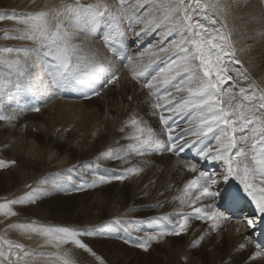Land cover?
<instances>
[{
  "label": "snow or ice",
  "instance_id": "obj_1",
  "mask_svg": "<svg viewBox=\"0 0 264 264\" xmlns=\"http://www.w3.org/2000/svg\"><path fill=\"white\" fill-rule=\"evenodd\" d=\"M228 15L225 0H59L31 11L6 8L0 11V22L12 25L2 30L0 38L28 43L0 46V121H15L26 111L39 112L36 105L44 95L39 87L72 89L86 99L100 96L103 89L119 83L117 64L126 61L131 78L146 81L144 87L154 98L153 115L159 113L160 131L132 115L119 129L127 143L96 157L97 161H121L125 166L118 174H96L90 180L77 174L79 185L71 174L64 180L77 191L94 188L143 172L130 157L164 151L180 156L189 151L194 160L219 162L222 171H204L197 163L183 162L194 175L174 197L181 208L148 218L157 226L166 221L170 228L160 226L159 231L137 237V247L148 251L154 241L189 232L193 220L207 221L209 229L189 244L199 248L210 231L229 219L215 201L221 198L219 185L232 178L242 187L229 193V203L250 202L254 208L244 225L249 229L264 225V86L237 58ZM129 30H133V43L140 45L153 34L158 42L139 56H129ZM98 34L114 58L101 56L90 46L86 38ZM8 105L14 107L5 112ZM179 121H186L187 127L177 131ZM15 164V160L0 159V169ZM64 180L49 185L41 178L21 195L0 197V264H87L85 255L96 264H106L85 238L120 231L131 235L137 231L132 224L144 223L115 217L101 225L81 226L21 215L23 206L63 190ZM185 207L190 210L184 211ZM173 215L179 219L173 220ZM9 230L28 240L38 238V246L9 238ZM251 243L239 244L236 251ZM258 259L264 260V243L256 242L246 264Z\"/></svg>",
  "mask_w": 264,
  "mask_h": 264
},
{
  "label": "bare ground",
  "instance_id": "obj_2",
  "mask_svg": "<svg viewBox=\"0 0 264 264\" xmlns=\"http://www.w3.org/2000/svg\"><path fill=\"white\" fill-rule=\"evenodd\" d=\"M257 1L225 0V6L229 8L227 20L229 27L233 30L232 39L237 50L236 56L257 83L264 86V6L261 4L262 7H259L260 2ZM58 2L59 0H35V2L33 0H0V11L6 8L16 9L17 11H31L45 4L53 5ZM11 25V21L0 22V36L3 35L2 30L11 27ZM138 30L139 28H136L134 31ZM91 38L92 36H89L86 39L90 42L92 48L99 50L101 56L107 55L114 58L100 44L99 40ZM132 38L134 39L133 35ZM149 38H153L149 45L156 44L159 39L156 34L145 39ZM27 43L26 41L0 38V46H20ZM139 46L134 44L133 57L144 53V50L148 47L140 51ZM117 66L119 68V83L112 85L109 90L104 89L101 92L104 94L114 90V94L111 96L112 99H109L111 100L109 105L113 107V113H108L102 119L99 108H103V104H98V107L89 105L91 99L96 101L100 97L85 101L57 96L44 105L38 104L39 112L26 111L20 115L21 118H18L17 121H3V123H0V159L16 161L15 166L0 169V179L6 177L4 179L6 190L0 193V197L21 195L29 190L26 186H35L41 180V177L44 178L49 173L55 176L59 173V176H57L59 180L71 174L74 181H77L75 185L79 183L76 173L83 172L84 168L88 169L89 174H91L90 176L85 175L88 180L96 175V171L99 174L102 173L100 171L102 165L98 163L96 157L101 152L106 151L107 147L118 148L121 144L127 143L126 140L121 138L124 133H121L119 129L132 115L142 118L149 126L160 131L161 126L158 125L159 113L153 115V109L151 108L154 98L149 95L143 82L131 78L128 69L124 65L118 62ZM35 70L42 75V68L37 67ZM116 90H118L117 93ZM9 110L11 109L6 107L5 111ZM152 155L162 157V160H165L163 156L171 159L160 164L146 159L133 160L134 164L143 167V172L139 175L130 176L124 181H117L129 184V187L132 188L131 198L126 201L124 192L121 191L114 195L110 202H102L99 205L89 203L85 206V209L95 218L91 221L89 219L85 220L84 217H80L81 219L68 217L66 214L60 213V210H56L52 203L48 201V198L51 199L50 197L60 191H51L48 196L36 204L23 206L20 209L21 215L53 224L84 226L107 220L111 221L115 217L124 219L136 217L134 215L135 207L140 208L141 206L153 207L149 208L148 211L141 212H147L143 214L146 217L142 221L150 217H157L161 213H174L181 208L179 201L175 200L174 197L180 194L184 184L194 175L182 166L183 162H194L200 167L202 163L193 160V158L184 160L175 156L169 157L170 155L166 154ZM84 156H87V158ZM92 159L93 161L90 163L85 162ZM100 160L102 163H107L106 159ZM100 160L99 162H101ZM78 161H84L85 164L84 162L78 163ZM73 166L75 167L73 168ZM116 166L120 169L125 165L121 161H117ZM96 167L99 170H96ZM70 169L71 172H69ZM106 170L112 172L111 168H106ZM114 174L111 173V175ZM52 183L55 182L50 180L48 184L51 185ZM65 183L63 193L75 190L73 183L68 181ZM106 185L96 186L95 190H102ZM168 185L171 187L169 188ZM219 187H221V184ZM76 193L73 192L69 196H76ZM94 197L105 198L107 196L100 192ZM157 204L159 206H156ZM97 207H99L98 212L95 215L92 214V211ZM208 229V225L192 221L189 232L183 234L186 236L185 239H188L185 244L176 249L172 247L170 241H167L173 237L169 236L162 239V243L160 241L159 243L152 242L150 249L152 251L157 248H165L167 258L164 257V264H180L184 257H187L184 264H246L249 255L253 252L252 243L244 250L236 251V249L241 243L248 240L253 241L252 229L247 228L243 221L238 220L227 222L223 228H218L216 233L210 231L211 236L210 234L206 236L202 246L211 247L210 259H204L202 256L195 259V257L188 255L187 248L190 241ZM2 230L3 224H0V231ZM118 233L120 234V232ZM7 235L9 238L20 240L30 247H37L39 244L38 238L34 237L28 240L11 230L8 231ZM127 236H129L128 233L124 235L126 240H128ZM85 239L86 242H93V245H91L95 246L94 249L98 252L102 251L99 244L102 245L106 240L100 237ZM137 251H140V254L146 253L142 249H137ZM107 252L111 254L109 251ZM98 255L106 261V264L116 263L115 259H108L102 253ZM84 258L87 264H96L91 257L85 255ZM224 259H227L228 262H225ZM143 260V264L150 262L144 258ZM255 264H264V260L258 259Z\"/></svg>",
  "mask_w": 264,
  "mask_h": 264
},
{
  "label": "rangeland",
  "instance_id": "obj_3",
  "mask_svg": "<svg viewBox=\"0 0 264 264\" xmlns=\"http://www.w3.org/2000/svg\"><path fill=\"white\" fill-rule=\"evenodd\" d=\"M257 2L258 3L260 2L259 7H262L261 4L264 6V2H262V0L261 1L258 0ZM93 38L94 37H92L91 39H93ZM109 55L111 56V54H109ZM111 86L112 85H110L106 89L109 90ZM113 88H114V86H113ZM39 90L44 92V95L42 96V98L39 102V104H41V105L48 103L50 99H52V98L55 99V97L58 96L54 91H46L42 87H39ZM113 92H114V90H110L104 94L101 93L100 96H93L92 97V98L100 97L98 99L99 101L98 100L94 101L91 98H90L91 100L88 99V100L92 101V102L89 101V103H90L89 105L98 107V104H103V108H99V111L101 112V116H100L101 119L104 116H106L108 113H113V111H112L113 107H111L109 105L111 102V100H109V99H112L111 96L114 94ZM115 92L117 93L118 90H116ZM103 100H105V101H103ZM85 101H87V99H85ZM106 103H108V104H106ZM6 107L10 108L12 110L14 105H8ZM11 110L5 111V112H10ZM18 118L20 119L21 117L19 116ZM18 118L16 119V121L18 120ZM0 123H3V121H0ZM156 124H157V119H156ZM158 125L161 126L159 120H158ZM107 149H108V147H107ZM163 154L164 153H161V155H163ZM166 155H170L169 157H174V155H171V154H166ZM84 157L87 158V156H84ZM175 157L179 158L178 156H175ZM163 158H165V160H162V157H155L152 154H146L145 156H142V157H130L132 163L134 162L133 160L146 159L147 161L149 160V161L154 162L156 164H160L161 162L163 163V162L171 159V158H167V156H163ZM91 161H93V159L89 160V161H85V162L90 163ZM106 161L108 164L106 162L102 163V161L101 162L98 161V163L102 166H109V167H113V168L117 167L116 165H117L118 160L106 159ZM79 162H84V161H78V163ZM85 162H84V164H85ZM109 167H106V168H109ZM118 168L119 167H117V169ZM114 171H115V169H114ZM95 173L98 175H104L102 173L99 174V172H97V171ZM78 175L82 176L86 179L85 175L90 176L91 174H89L88 169L84 168L83 172L79 173ZM76 176H77V173H76ZM65 177H67V176H65ZM5 178L6 177H4L3 179L2 178L0 179V193L6 190L5 183H4ZM44 178L48 181V183L50 182V180L54 181V182L56 180H58L57 176L52 175L50 173L47 174V176ZM62 180H64V178H62ZM77 180L79 181V183L81 182L80 179L77 178ZM65 182H67V180H64V184H66ZM75 182H77V181L75 180ZM79 183H78V185H79ZM105 184H107V185L102 190H95L96 187L85 188V189L80 190V191L73 190V192H77L75 194L76 196H73V195L69 196L73 193L72 191H66L63 193V191L61 190L60 192L55 193L53 197H50L51 199L48 198V201L52 203V206L54 208H56V210H60V213L66 214L68 217H74V218L84 217L85 220L89 219L91 221L95 218H93L91 216V214L85 209V206L88 205L89 203L99 205L102 202H104V203L110 202L112 200V198L114 197V195L118 194L121 191L124 192L126 201H128L131 198V189L132 188L129 187V184L117 182V180H112V184L111 183H105ZM102 185H104V184H102ZM102 185H98V187L102 186ZM170 187L171 186H169V188ZM100 192L104 193V195L107 197H105V198L94 197L97 193H100ZM57 194H59V195H57ZM149 208H153V207H148V206L147 207L141 206L140 208L135 207L134 215H136V217H131L130 219H132L134 221H142L146 217L143 214H145L147 212H144V213H141V212L142 211H148ZM89 209H91V208H89ZM98 209H99V207L95 208L92 211V214L95 215L96 212H98ZM166 214H173V213L166 212ZM163 215H164V213H161L158 216H163ZM105 222H109V220L99 222V223H96L94 225H101L102 223H105ZM191 225H192V223H191ZM125 227H128L127 224L125 225ZM132 227L136 228L137 230L141 228V226H138V224H135V223L132 224ZM134 232H136V231H134ZM211 234L212 233H210V236H211ZM96 237H100L101 239H104V238L106 239L102 245L99 244V248H102V251H100V252L102 254H104L108 259H113V260L115 259V262H116L115 264H143V261H144L143 258L150 261L148 264H164V260L167 258L165 248H161V249L157 248L156 250H152V251H151V249H149L148 251H146V253L144 252L143 254H140L139 253L140 251H137V249L140 250L141 248L137 247L136 245L133 246V245H129V244L125 243L124 242V240H126L125 237L121 236V234H119V233H115L113 235L96 236ZM168 237H166V238H168ZM107 238H108V240H107ZM185 238H186L185 235H182L179 237L173 236L172 238L168 239L167 241H170V244L172 245V247L177 249V247H180L181 245L185 244L186 240L188 241V239H185ZM113 240H116V241L110 242ZM88 243L90 245L91 244L93 245V242H91V243L88 242ZM154 243H159V241H154ZM160 243H162L161 240H160ZM94 247H93V249H94ZM205 247L206 246L201 245L199 248L193 249V248L188 246L187 254L190 256H193V258L195 257V259H197L199 256H202L204 259H210L209 254L211 252V247L210 246H207L206 248ZM94 250L98 254H101L96 249H94ZM107 251H109L111 254H109ZM164 257H165V259H164ZM159 260H160V262H159ZM162 260H163V262H162ZM224 261L228 262L227 259H224ZM184 263H185V260L183 258L181 260L180 264H184Z\"/></svg>",
  "mask_w": 264,
  "mask_h": 264
}]
</instances>
